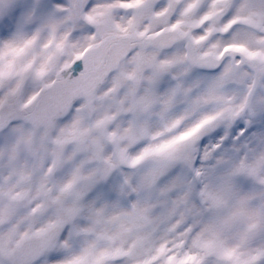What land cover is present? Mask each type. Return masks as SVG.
I'll list each match as a JSON object with an SVG mask.
<instances>
[{"label": "snow or ice", "instance_id": "1", "mask_svg": "<svg viewBox=\"0 0 264 264\" xmlns=\"http://www.w3.org/2000/svg\"><path fill=\"white\" fill-rule=\"evenodd\" d=\"M0 264H264V0H0Z\"/></svg>", "mask_w": 264, "mask_h": 264}]
</instances>
